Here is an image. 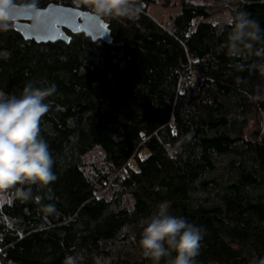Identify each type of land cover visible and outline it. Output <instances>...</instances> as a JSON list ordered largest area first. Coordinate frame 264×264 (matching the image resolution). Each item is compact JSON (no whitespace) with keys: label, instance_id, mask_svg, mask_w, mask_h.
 <instances>
[{"label":"trees","instance_id":"obj_1","mask_svg":"<svg viewBox=\"0 0 264 264\" xmlns=\"http://www.w3.org/2000/svg\"><path fill=\"white\" fill-rule=\"evenodd\" d=\"M153 1L135 0L133 19L99 16L110 42L67 32L68 42L37 43L13 25L0 29V90L55 88L41 136L56 175L47 186L17 185L31 198L0 205V264H64L69 255L153 264L139 244L141 221L162 202L203 230L195 264H264V0H232L229 21L186 0L167 27L146 13ZM49 2L94 12L93 0L39 7ZM239 13L260 39L233 50ZM256 115L263 120L247 135ZM94 145L120 170L109 197L93 192L107 174L82 170Z\"/></svg>","mask_w":264,"mask_h":264},{"label":"clouds","instance_id":"obj_2","mask_svg":"<svg viewBox=\"0 0 264 264\" xmlns=\"http://www.w3.org/2000/svg\"><path fill=\"white\" fill-rule=\"evenodd\" d=\"M90 7L96 15L112 18L133 19L137 10L135 0H93ZM38 8L39 0H0V29H10L18 14L35 13ZM233 24V50L246 45L248 38L260 39L258 25L244 13H239ZM259 68L264 71V64ZM54 91V86L40 88L31 84L19 95L0 90V195L27 201L32 196L31 188L25 190L17 185L47 186L56 180L52 155L41 136V121L50 109L45 99ZM168 207L162 202L150 217L141 221L139 244L143 255L153 264H160L166 257L170 258L168 264H195L203 230L184 217L170 214ZM78 261V257L69 255L64 264Z\"/></svg>","mask_w":264,"mask_h":264},{"label":"water","instance_id":"obj_3","mask_svg":"<svg viewBox=\"0 0 264 264\" xmlns=\"http://www.w3.org/2000/svg\"><path fill=\"white\" fill-rule=\"evenodd\" d=\"M12 25L23 38L37 43L68 42L70 36L67 32L83 33L93 41L112 40L110 29L101 17L89 10L61 3L49 2L35 13H20Z\"/></svg>","mask_w":264,"mask_h":264},{"label":"rangeland","instance_id":"obj_4","mask_svg":"<svg viewBox=\"0 0 264 264\" xmlns=\"http://www.w3.org/2000/svg\"><path fill=\"white\" fill-rule=\"evenodd\" d=\"M186 0H169V3L165 5L161 0H154L149 3L146 7V13L158 23L168 26L170 18L179 11L181 2ZM192 3L209 4V9L212 11L209 14V20L217 21L219 19L229 21L230 20V9L229 5L232 0H188ZM197 19V18H196ZM196 19L194 21H196ZM105 20H107L105 18ZM263 120L262 115H256L251 118L249 127L247 128L246 134L248 135L250 130L258 128ZM174 149L168 148L171 152ZM82 170L85 175L91 176L93 169L96 168L100 173L107 174V179L96 186L94 196H105L109 197L110 193L119 186L114 182V176L118 174L119 169H111L108 163L104 160V152L99 145H94L89 151L82 155ZM11 196L0 195V205L2 203L10 202ZM122 206L128 209L132 206V199L128 194L122 196Z\"/></svg>","mask_w":264,"mask_h":264},{"label":"built area","instance_id":"obj_5","mask_svg":"<svg viewBox=\"0 0 264 264\" xmlns=\"http://www.w3.org/2000/svg\"><path fill=\"white\" fill-rule=\"evenodd\" d=\"M196 21H198V18L196 19ZM193 27H194V25H192V28H190V30H192L193 29ZM120 171V170H119Z\"/></svg>","mask_w":264,"mask_h":264},{"label":"flooded vegetation","instance_id":"obj_6","mask_svg":"<svg viewBox=\"0 0 264 264\" xmlns=\"http://www.w3.org/2000/svg\"><path fill=\"white\" fill-rule=\"evenodd\" d=\"M29 22H33V20H28Z\"/></svg>","mask_w":264,"mask_h":264}]
</instances>
